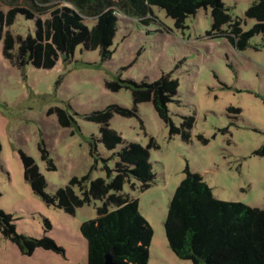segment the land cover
Returning <instances> with one entry per match:
<instances>
[{
	"label": "rangeland",
	"instance_id": "1",
	"mask_svg": "<svg viewBox=\"0 0 264 264\" xmlns=\"http://www.w3.org/2000/svg\"><path fill=\"white\" fill-rule=\"evenodd\" d=\"M254 1L223 0L245 31L257 23L247 15ZM62 4L0 0L4 14L21 9L11 24L0 18V208L13 215L19 234L52 239L59 248L24 252L0 230V264H89L81 227L97 218L104 205L103 199L91 196L70 213L58 201L47 202L25 177L24 155L35 160L50 194L74 177L89 175L74 185L84 197V185L116 177L118 153L131 142L149 147L156 174L148 189L132 175L121 191L139 200V211L153 228L148 264H194L175 254L165 227L170 203L188 171L199 173L217 199L264 209V153H255L264 149V32L241 50L227 25L224 32L213 30L210 6L199 8L181 25L164 8L153 6L146 21L119 13L109 56L100 47L79 44L70 58L60 54L53 67L44 68L6 55L8 32L34 35L37 20L50 17ZM22 9L33 10L32 18ZM84 21L90 27L97 23L96 17L85 16ZM163 75L179 83L168 108L180 132L172 133L152 100L136 103L135 87L129 83L153 84ZM113 105L135 114L113 110L110 128L124 142L109 148L103 125L89 116ZM232 107L241 112H229ZM188 118L192 123L185 124ZM188 130L185 138L183 131Z\"/></svg>",
	"mask_w": 264,
	"mask_h": 264
},
{
	"label": "trees",
	"instance_id": "2",
	"mask_svg": "<svg viewBox=\"0 0 264 264\" xmlns=\"http://www.w3.org/2000/svg\"><path fill=\"white\" fill-rule=\"evenodd\" d=\"M45 1L41 0L42 3ZM60 1L64 4L56 5L50 17L37 20L34 35L15 37L7 33L4 42L7 56L13 58L16 54L18 63L32 62L44 68L53 67L60 54L70 58L79 44H84L88 49L100 47L102 54L109 56V46L117 31L119 13L146 21L145 17L152 12L153 6L164 8L178 25L199 8L210 6L213 30L224 32L223 27L227 25L230 39L241 50L250 46L254 35L264 32V0H255L249 7L247 15L255 18L257 23L248 31L241 27L240 20H234L223 0ZM36 8L41 10L38 6ZM20 11L19 7H13L6 14L0 12L2 23H13ZM22 11L30 15L28 18L34 14L33 10ZM85 16L96 17L97 23L93 27L88 26L84 21ZM129 83L135 87L136 103L152 100L161 116L171 125L172 133L183 130L175 126L168 108V103L178 92L177 80L163 75L153 84ZM113 110L125 115L135 114L127 108L113 105L89 116L91 120L103 125V141L109 148L124 142L123 137L110 128ZM229 112L239 114L241 109L232 107ZM60 118L66 123L63 116ZM192 120L188 118L185 124L192 123ZM183 132L185 138L190 135L189 130ZM255 153L262 154L264 149ZM118 155L120 161L116 177L110 182L99 178L90 187L84 185V197L75 192L74 185L85 182L89 175L82 179L74 177L67 186L50 194L45 191L47 183L35 160L24 155L25 177L47 202L58 201L59 206L70 213H74L85 202H90L91 196L104 200V205L98 210V217L85 221L81 227L88 241L89 264H103L107 253H113L117 264H148L153 228L140 213L139 200L121 191L132 175L141 181L143 190L154 183L156 174L150 162L149 147L131 142ZM51 166L55 167L54 164ZM112 206L115 208L111 210ZM13 221V215L0 208V230L16 242L22 251L31 253L39 246L59 249L52 239L19 234ZM165 227L170 247L175 254L192 260L194 264H264V209L217 199L199 173L188 171L187 177L176 189Z\"/></svg>",
	"mask_w": 264,
	"mask_h": 264
},
{
	"label": "water",
	"instance_id": "3",
	"mask_svg": "<svg viewBox=\"0 0 264 264\" xmlns=\"http://www.w3.org/2000/svg\"><path fill=\"white\" fill-rule=\"evenodd\" d=\"M103 264H117V262L114 260L113 253H107L105 255L104 263Z\"/></svg>",
	"mask_w": 264,
	"mask_h": 264
}]
</instances>
